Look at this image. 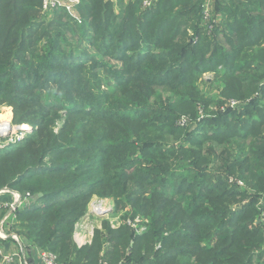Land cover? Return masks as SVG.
Segmentation results:
<instances>
[{
    "label": "trees",
    "instance_id": "1",
    "mask_svg": "<svg viewBox=\"0 0 264 264\" xmlns=\"http://www.w3.org/2000/svg\"><path fill=\"white\" fill-rule=\"evenodd\" d=\"M42 1L0 0V105L35 127L0 151V188L40 194L15 229L66 264H99L107 242L111 264H252L262 227L253 206L235 216L229 185L264 188V0H217L211 29L204 0H80L79 18L59 9L46 25ZM54 86L70 104L59 133ZM232 98L244 105L223 109ZM94 195L148 230L105 220L79 247Z\"/></svg>",
    "mask_w": 264,
    "mask_h": 264
},
{
    "label": "rangeland",
    "instance_id": "2",
    "mask_svg": "<svg viewBox=\"0 0 264 264\" xmlns=\"http://www.w3.org/2000/svg\"><path fill=\"white\" fill-rule=\"evenodd\" d=\"M114 2V0H111ZM116 11H119V7L115 6ZM55 16L53 17H47L45 15H43L42 13L39 15V21L42 23L48 24L47 22L52 21V19H54ZM54 29H57V27H54ZM67 36L69 38V42L74 43L75 45H78V38L77 36H75L76 38L72 37L70 32H67ZM81 45L84 46V44L81 43ZM80 45V47H81ZM86 45V44H85ZM85 47V46H84ZM80 50H82V48H78ZM94 49H91V51L94 53L95 51H93ZM100 59L104 60V61H109V58H104L101 56H98ZM111 63H117L114 60H111ZM104 70H102L101 74L102 76H104L103 73ZM214 75L213 73L208 72L207 74H205L206 78H212ZM108 83L106 81L102 82V86L101 89L103 90H108ZM211 90V92H216L217 90H212L211 87L209 88ZM217 89V88H215ZM48 95V94H45ZM213 95H216L213 93ZM218 95V94H217ZM46 97V96H45ZM51 98L53 99L55 105H59L58 106V118L56 119L55 125H54V131L56 133H59L61 131V128L63 127L65 120H66V115H67V108L70 107V104H65L64 107L61 106L62 104L66 103V101L62 100V96L60 95L59 92V88L56 89V87L54 86L53 90H52V95ZM68 105V107L66 106ZM215 107V106H214ZM204 115V114H202ZM13 117H14V111L12 106L8 105V104H1L0 105V123L3 122H10L12 128L10 130H8V132L5 133H0V151L4 150V149H8L11 146H14L16 144L21 143L22 141H24V139H26L33 131H34V126L30 123V122H25V123H18V122H14L13 121ZM185 118L182 117L179 121L180 125H183L182 121ZM178 123V122H177ZM11 134H18L19 136H21V139L17 140L16 142H8L7 139L11 136ZM8 142V143H6ZM248 186L246 188H236L235 185H229V188L231 189H236V190H240V192L243 193V196L239 197L238 200L234 203L231 204V209L234 213H236L235 216H239L240 215V211L241 209L246 205L248 207H255L254 210H249L250 212L246 213V215H248L249 217H247L249 219L250 222L254 223V225H260L262 227V235L260 234V236H262L261 242H259L257 244L256 247H254V252H253V261L251 262L252 264H264V188H259V187H254L251 184L247 183ZM6 187H2L0 188V190L4 189ZM8 189V188H7ZM170 189V188H169ZM11 190V189H10ZM18 192L17 190H12V192ZM19 193V192H18ZM20 194V193H19ZM21 195V194H20ZM22 196V195H21ZM40 194L33 196V195H28L26 197H21L22 198V205L19 208L20 211H22L23 209H25L28 205H30L29 203H32L35 200L39 199ZM97 197L101 198L98 195H94L92 197V199L90 200V202L93 199H96ZM102 198H106V197H102ZM90 204V203H89ZM110 208V210H112V212L108 215L105 216L103 218H99L98 216H90L89 213V205H88V209L86 211V213H84L82 215V217L77 221V223L75 224V230H74V240L76 242V236H80L84 235L88 232H91L92 229H94V235H95V231L97 229H102L103 225H104V221L107 220L110 222V224L112 223V220H116V217L119 216L120 219V226L122 225H127V222H125V219H127L128 217H130L133 213V209L130 205H127L125 207V209H121L120 211H118V209L116 210L115 208V203L114 200L111 198H108V204H107ZM247 210V211H248ZM127 216V217H125ZM122 218V219H121ZM133 218H137L139 219L137 222V226L138 227H144L140 232H136V235H143L149 227V219L141 216V215H137ZM124 220V221H123ZM102 222L103 224H101L100 226H98V224ZM15 223H19L22 224V219L20 220V218L17 216ZM119 226V227H120ZM95 227V228H93ZM101 227V228H98ZM119 227H116L119 228ZM251 229H253L254 231H256L255 227L253 228L252 226H250ZM21 226L19 227V229L17 228L16 231L21 235L22 239L24 240V242L26 243V245L31 246V245H35L33 242H31L28 238H26V235L20 231L21 230ZM133 229V228H132ZM135 233V231H134ZM169 232H166V235H168ZM94 238V236H93ZM216 240V237L210 242L211 244H214V241ZM77 244V242H76ZM90 244V243H87ZM84 244V245H87ZM78 245V244H77ZM82 245V246H84ZM207 245V244H205ZM39 247V246H37ZM156 250L159 249H163V243L162 242H158L155 246ZM162 251V250H161Z\"/></svg>",
    "mask_w": 264,
    "mask_h": 264
},
{
    "label": "built area",
    "instance_id": "3",
    "mask_svg": "<svg viewBox=\"0 0 264 264\" xmlns=\"http://www.w3.org/2000/svg\"><path fill=\"white\" fill-rule=\"evenodd\" d=\"M80 0H43L41 6V13L47 17H53L55 12L59 9H65L69 14L74 17L79 18L78 13V4ZM116 2V0H114ZM158 0H144L143 7L145 9L153 7ZM203 13V21L206 23L209 28H213L214 24L218 22V17H216L215 10V1L214 0H204L202 6ZM241 105H244V102L230 99L226 102V108H237ZM183 124L188 123V118H184L182 121ZM12 128L10 122L0 123V133L8 132ZM21 139V136L18 134H11V136L7 139L10 142H16ZM6 142V143H8ZM1 146V144H0ZM230 182L237 183L239 186H244V182L241 179L230 177ZM11 193L13 195V200L9 203L0 201V264H66L59 260V257L54 252L37 247V256L33 257L31 252L28 250V245L24 242L21 235L15 229V220L17 218V212L21 207L23 201L22 196L18 193L10 189L4 188L0 190V194ZM108 204V198H99L93 199L89 204V215L90 216H98L99 218H103L108 216L112 210H110ZM99 212H104L102 216H100ZM122 219V218H121ZM139 219L128 217L125 219L127 225L133 228L136 232H140L144 227H138L137 222ZM124 221V220H123ZM119 216L116 217V220H112L111 226L113 228L120 226ZM102 222L98 224L100 226ZM95 228V227H93ZM101 228V227H98ZM80 236H76V241L78 246L81 247L84 244L91 243L94 236V229L91 232H88L84 235L79 234ZM133 240L131 245L133 244ZM7 244H11L15 247V250L9 251L7 248ZM35 246V245H34ZM110 244L107 242L104 244L103 249L101 251V255L104 256L100 259L99 264H111L109 259L105 257L107 249ZM117 264H126L125 261H120Z\"/></svg>",
    "mask_w": 264,
    "mask_h": 264
},
{
    "label": "crops",
    "instance_id": "4",
    "mask_svg": "<svg viewBox=\"0 0 264 264\" xmlns=\"http://www.w3.org/2000/svg\"><path fill=\"white\" fill-rule=\"evenodd\" d=\"M215 1V8H216V2H217V0H214ZM216 17H218V21H220L221 20V16H220V14H218L217 13V15H216ZM217 91L216 92H214V93H218L219 91H218V89H216ZM232 99H235V98H232ZM242 106V105H241ZM112 199V198H111ZM13 200V195L11 194V193H6V194H0V201H2V202H6V203H9V202H11ZM103 224V223H102ZM93 240V239H92ZM77 242V241H76ZM78 244V243H77ZM7 246V248H8V250L9 251H13V250H15V247L13 246V245H11V244H7L6 245ZM28 250L31 252V254H32V256L33 257H36L37 256V247L36 246H34V245H31V246H29L28 247Z\"/></svg>",
    "mask_w": 264,
    "mask_h": 264
},
{
    "label": "water",
    "instance_id": "5",
    "mask_svg": "<svg viewBox=\"0 0 264 264\" xmlns=\"http://www.w3.org/2000/svg\"><path fill=\"white\" fill-rule=\"evenodd\" d=\"M100 216H102L104 214V212H99Z\"/></svg>",
    "mask_w": 264,
    "mask_h": 264
}]
</instances>
